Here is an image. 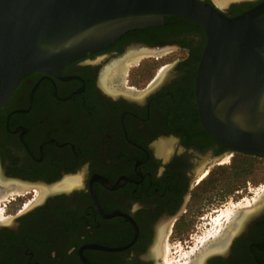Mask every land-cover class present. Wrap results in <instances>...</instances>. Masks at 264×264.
<instances>
[{
    "label": "flooded vegetation",
    "instance_id": "obj_1",
    "mask_svg": "<svg viewBox=\"0 0 264 264\" xmlns=\"http://www.w3.org/2000/svg\"><path fill=\"white\" fill-rule=\"evenodd\" d=\"M261 1L233 0L223 11ZM205 41L198 23L164 16L59 73L20 79L0 105V173L25 193L53 189L0 215V264H166L164 239L233 152L200 121ZM256 212L227 250L200 264H264V203Z\"/></svg>",
    "mask_w": 264,
    "mask_h": 264
},
{
    "label": "water",
    "instance_id": "obj_2",
    "mask_svg": "<svg viewBox=\"0 0 264 264\" xmlns=\"http://www.w3.org/2000/svg\"><path fill=\"white\" fill-rule=\"evenodd\" d=\"M225 7L214 0H0V105L26 74L59 73L128 30L178 16L206 35L195 79L203 127L231 150L264 156V0L231 17Z\"/></svg>",
    "mask_w": 264,
    "mask_h": 264
},
{
    "label": "rangeland",
    "instance_id": "obj_3",
    "mask_svg": "<svg viewBox=\"0 0 264 264\" xmlns=\"http://www.w3.org/2000/svg\"><path fill=\"white\" fill-rule=\"evenodd\" d=\"M173 58L175 57L163 58L159 65L168 63ZM211 170L214 172L211 182L200 188L202 191L197 192L195 200L185 207L187 211L172 227L169 238L164 239L163 260L166 264L178 262V264H188L189 255L185 256V254L196 249V254L191 256L198 255L201 239L211 242L224 234L234 213L241 210L246 212L255 210L264 201V156L233 150ZM23 193L25 191L14 192L0 198V215L5 216L4 211L7 209V212L14 213L24 200L21 198L17 206H10V204L17 201L19 197L32 194L23 206L29 204L33 198L36 202L40 197L39 190L35 187L34 190Z\"/></svg>",
    "mask_w": 264,
    "mask_h": 264
},
{
    "label": "bare ground",
    "instance_id": "obj_4",
    "mask_svg": "<svg viewBox=\"0 0 264 264\" xmlns=\"http://www.w3.org/2000/svg\"><path fill=\"white\" fill-rule=\"evenodd\" d=\"M214 1H215V3L218 6H227L228 3L230 1H233V0H214ZM136 57H137V55L135 56L134 54L131 53L128 56H126L125 59L126 60H130V59H133V58H136ZM115 72L117 74V71H115ZM165 73L166 72H162L160 74L161 75L160 77L163 78V76L165 75ZM4 180H3V177L1 176V173H0V198H3L5 196H7L8 194H11V193H14V192H21V191L24 190L23 187H22V184L15 183V184H13L11 186H7V184H6V182ZM2 187H4V188H2ZM52 189H53V187H47V188H41L40 187V195L47 194V192L49 190H52ZM49 192H51V191H49ZM263 203H264V201L262 202V204ZM260 206H261V204H260ZM259 208L260 207L255 208V210L252 209L249 212H246L244 210H241V211L237 212L236 214L234 213L233 216H232V219H231V223L228 225V227H227L226 231L224 232V234L218 236L217 238H214L213 240H211V242H208L207 239H201V242H200V244H201L200 247L201 248H199L200 249V252L198 253V255L191 256L194 253L196 254V249L195 250L192 249L191 252H188V253L185 254V256L189 255L188 257H189L190 261L188 262V264H200L202 262V260L204 258L208 257L211 253L216 252V251L217 252L222 251L226 247H228V245H230V242H231L232 238L234 237V235L236 234V232L240 229V227H242V226H244V224H246L247 220L250 217H252L255 213H257L256 211ZM236 227H239V228L237 229Z\"/></svg>",
    "mask_w": 264,
    "mask_h": 264
},
{
    "label": "clouds",
    "instance_id": "obj_5",
    "mask_svg": "<svg viewBox=\"0 0 264 264\" xmlns=\"http://www.w3.org/2000/svg\"><path fill=\"white\" fill-rule=\"evenodd\" d=\"M134 210H135V208H134Z\"/></svg>",
    "mask_w": 264,
    "mask_h": 264
}]
</instances>
